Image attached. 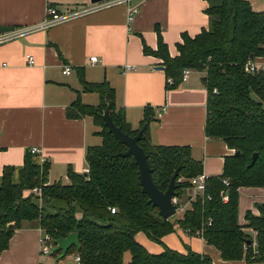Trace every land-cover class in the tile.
Returning <instances> with one entry per match:
<instances>
[{
  "label": "trees",
  "instance_id": "16d2710c",
  "mask_svg": "<svg viewBox=\"0 0 264 264\" xmlns=\"http://www.w3.org/2000/svg\"><path fill=\"white\" fill-rule=\"evenodd\" d=\"M207 3L209 27L194 37L184 35L176 56H170L160 35L157 49L145 46L144 51L162 60L166 77L172 79L168 86L179 83L185 69L205 71V134L235 151L225 158L223 173L207 177L204 195L189 196L190 178L202 173V162L192 157L190 147L154 144L149 125L157 120L156 110L144 107L139 128L132 129L123 109L115 106L113 88L106 81L83 78L84 89L98 92L100 103L87 105L78 98L68 114L92 115L102 127L101 143L87 149V175L69 167L68 182H49L50 163L36 162L30 150L18 171V182L14 181L16 167L5 166L0 184V252L24 220L38 219L53 240L79 233L80 251L73 246L67 255L75 252L80 264H213L207 255L183 254L167 246L160 253H150L134 238L142 231L161 243L164 235L178 228L213 245L223 260L264 261V204H257L259 215L247 211V223L238 222L239 188L264 187V72L250 74L244 68L248 59L264 56V12L253 11L248 0ZM107 105L113 122L125 133L133 136L146 126L138 144L160 190H166L179 167L175 192L180 199L187 194L183 212L165 219L142 192L133 156L120 155L126 145L108 131L100 116ZM254 153L257 157L248 167ZM35 187L42 189L41 196L34 192L24 196L25 190Z\"/></svg>",
  "mask_w": 264,
  "mask_h": 264
},
{
  "label": "crops",
  "instance_id": "0c3cea01",
  "mask_svg": "<svg viewBox=\"0 0 264 264\" xmlns=\"http://www.w3.org/2000/svg\"><path fill=\"white\" fill-rule=\"evenodd\" d=\"M248 1L253 11L264 12V0ZM91 4L92 0H0V27L41 22L50 6L70 13ZM207 6V0H142L128 22L126 3H117L0 44V184L5 166L16 167L14 181H19L18 171L32 148L39 149L33 156L36 162L50 163L49 182H68L69 167L88 172L87 149L101 143L100 125L92 115L68 114L78 98L87 105L100 103L98 92L84 89L83 78L106 81L113 88L115 106L123 109L132 129L139 128L144 107H152L157 120L150 123L149 133L154 144L189 146L192 157L202 162V173L221 175L225 158L235 151L205 134V71L189 69L186 80L181 76L179 83L168 86L162 60L144 51L145 46L156 50L160 35L170 56H176L184 35L194 37L209 27ZM91 56H98V62L92 63ZM126 65L130 69L125 70ZM67 66L69 74L64 73ZM159 108L163 111L157 116ZM32 190H25L24 196ZM187 193L193 196L192 187ZM186 198L187 194L178 200L183 204ZM260 203L264 204V187H240L239 224L247 223V211L259 215ZM44 232L38 219L24 220L0 252V264H80L75 252L58 260L59 253L42 256ZM134 238L150 253L167 246L183 254L207 255L213 264H264L223 260L213 245L179 228L164 235L161 243L142 231Z\"/></svg>",
  "mask_w": 264,
  "mask_h": 264
},
{
  "label": "built area",
  "instance_id": "2783aa9c",
  "mask_svg": "<svg viewBox=\"0 0 264 264\" xmlns=\"http://www.w3.org/2000/svg\"><path fill=\"white\" fill-rule=\"evenodd\" d=\"M141 1L142 0H102L97 3L91 4L90 6L84 7L80 10H77L75 12H70V13H60L56 8L50 6L47 11V17L43 21L35 23V24H31V25L14 26L12 30L0 32V44L24 38L33 32L48 29L57 24L69 21L75 17L96 11L101 8L112 6L117 3H126L127 12H128V17H127L128 22H131L133 20L135 13L138 10V7ZM90 59L92 63L98 62V56H91ZM29 60L32 63H34V58L32 56H29ZM244 68H245V71L250 74L256 73L258 71L264 72V60L259 61L258 57L256 58L252 57L247 60ZM128 69H130V66L126 65L125 70H128ZM70 72H71V67L67 66L64 69V73L69 74ZM188 73H189V69H185L183 71V74H182L183 81L186 80ZM168 82L172 83V79L168 78ZM213 92L214 93L217 92V89L214 88ZM162 111H163V108H159L157 110V116H160ZM31 152L34 155L39 154V149L32 148ZM223 182L225 184L228 183L227 179H223ZM190 184H191L192 193H193L192 197H194L196 194L204 195L205 190H206V185H207V176L204 173H199L198 175L190 178ZM32 191L36 194H39L40 196L42 195V189L40 187H35L33 188ZM206 196L207 198L210 197L209 195H206ZM172 201L174 204H176V214L183 212L185 207L187 206L186 204H182L176 196L172 198ZM110 210L113 212L114 208H111ZM208 223H210L209 219H208ZM198 234L200 233L198 232ZM41 243H42V248H41L42 256H49L51 254L52 248L55 245L53 242L52 236L49 233L44 232ZM255 245H256V241H253V246Z\"/></svg>",
  "mask_w": 264,
  "mask_h": 264
},
{
  "label": "water",
  "instance_id": "95a60500",
  "mask_svg": "<svg viewBox=\"0 0 264 264\" xmlns=\"http://www.w3.org/2000/svg\"><path fill=\"white\" fill-rule=\"evenodd\" d=\"M102 0H92L93 3H97ZM13 26L0 27V32L12 30ZM163 69V66H157ZM108 131L119 140L121 143L126 145L125 152L120 153L121 156H133L135 163L138 166L139 180L142 188V192L146 193L149 197L151 204L158 209V213L161 217L168 219L176 214V204L173 203L172 198L176 196V178L179 172V167L176 168L170 177L166 190H160L154 183L151 175V168L147 160V156L144 153L142 147L139 146L138 141L142 137L145 130L143 125L135 135L131 136L125 133L120 126H116L109 112V106L107 105L104 111L100 114ZM257 157V153L252 155L251 166ZM87 175V172H86ZM54 247L52 248L51 255L59 253L57 260L67 255L68 251L75 246L76 252L78 253L81 249L80 236L78 232H71L65 237H60L53 240Z\"/></svg>",
  "mask_w": 264,
  "mask_h": 264
},
{
  "label": "rangeland",
  "instance_id": "374dc122",
  "mask_svg": "<svg viewBox=\"0 0 264 264\" xmlns=\"http://www.w3.org/2000/svg\"><path fill=\"white\" fill-rule=\"evenodd\" d=\"M102 112H103V111H102ZM101 129H102V127H101V125H100V130H101ZM175 215H177V214H175ZM175 215H174V216H175Z\"/></svg>",
  "mask_w": 264,
  "mask_h": 264
}]
</instances>
